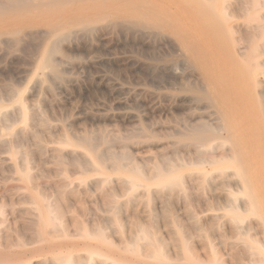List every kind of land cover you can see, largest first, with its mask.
I'll use <instances>...</instances> for the list:
<instances>
[{
  "label": "rangeland",
  "instance_id": "374dc122",
  "mask_svg": "<svg viewBox=\"0 0 264 264\" xmlns=\"http://www.w3.org/2000/svg\"><path fill=\"white\" fill-rule=\"evenodd\" d=\"M0 1L1 7L21 0ZM103 1L95 0L94 8L63 9L59 24H47L56 20L52 15L0 22V127L7 130L5 135L0 130V264H56L59 259L68 264H264V66L256 88L242 68L246 14L253 11V24L264 22V0H237L233 6L241 17L226 25H234L241 49L211 33L210 15L200 20L177 0L130 1L172 22L179 35L147 27L112 0ZM168 1L177 6L174 11ZM249 2L252 9L244 11ZM220 8L218 2L216 12ZM50 39H57L58 50L49 67L40 69L37 62ZM260 51L256 57L264 63ZM258 97L261 106L255 103ZM170 178L179 185H157ZM129 180L138 185L126 189ZM232 204L238 209L230 210ZM40 215H53L57 228L38 230ZM140 230L155 244L150 254L135 240Z\"/></svg>",
  "mask_w": 264,
  "mask_h": 264
},
{
  "label": "bare ground",
  "instance_id": "6f19581e",
  "mask_svg": "<svg viewBox=\"0 0 264 264\" xmlns=\"http://www.w3.org/2000/svg\"><path fill=\"white\" fill-rule=\"evenodd\" d=\"M101 1H103V0H101ZM166 1V0H165ZM172 1H174V0H172ZM171 1V2H172ZM176 1V0H175ZM177 1H179V2H182L183 4H185V5H187L189 8H190V11H191V13L189 12V15L191 14H194V15H197V17H199V19L200 18H207V20H208V16L210 15L213 19H210V21H209V23L208 24H211V26L213 27V29H214V31H212L211 33H213V35L215 36H217V38L219 37V40H220V42H221V39L224 37V42H226L228 45H230L231 47H232V49H235V48H237L239 45H238V38H236L235 39V37H233V33H234V30H233V27H234V25L232 26L231 25V27L230 26H227L226 24H229L230 22H233L237 17L239 18V16L241 15H237V12H236V8H234L233 6H236V2H237V0H177ZM239 1V0H238ZM246 1H249V0H246ZM246 1H244V2H246ZM255 1V0H254ZM104 3H105V1H103ZM103 2H100V3H103ZM112 2H113V4L114 5H116V4H118L120 7V10H123L124 11V13H127V15H129V16H131L132 18H134V19H138V20H140V21H142L143 23H145L146 25H147V27H154V28H157V29H161V30H163V31H168V32H172V33H175V35L177 34V35H179V31H178V29L174 26V24L172 23V22H170V21H168V20H165V19H163V18H161L160 16H158L157 14H155V12L154 11H152L151 9H141V8H139L138 7V4H136V2H133V1H130V0H112ZM218 2H220V9H219V12H216V10H215V7H216V4L218 3ZM241 2V1H240ZM239 2V3H240ZM0 3H1V1H0ZM167 3H169V1L167 2ZM250 3V2H249ZM164 4H166V3H164ZM170 4V3H169ZM238 4V3H237ZM75 5H79V7L78 6H75ZM170 5H172V9H173V7L174 6H176V5H174L173 3L172 4H170ZM169 5V6H170ZM184 5V7H186ZM254 5V4H253ZM96 6V3H95V0H43V1H40V2H36L35 4H32V3H30V2H26V1H10L8 4H6V5H3V6H1L0 7V22H3V21H5V20H10V19H15V18H31V17H33V16H38V17H40V18H43V17H46V16H50V15H52V17H55L56 18V20H54V21H48L47 22V24L48 25H54L55 23H58L59 24V21H60V16L58 15V14H60L61 12L60 11H62L63 9H66V10H74V9H76L77 7L78 8H81V9H87V8H94ZM102 5H98V9L99 10H97V13H96V17L97 18H99L100 16H101V9H102V7H101ZM166 6V5H165ZM183 6V5H182ZM259 6V5H258ZM261 6V5H260ZM177 7V6H176ZM188 7H187V9H188ZM245 10L244 11H246V9H247V12H249V9L251 10L252 9V6H251V3H250V5H245ZM254 7V6H253ZM171 8V7H170ZM170 8H168V9H170ZM183 8V7H182ZM242 8H243V6H242ZM241 8V9H242ZM185 10V12L186 11H188V10ZM255 9V8H254ZM175 9H173V11H174ZM183 10V11H184ZM232 10V11H231ZM180 11V10H179ZM255 11V10H254ZM252 13H253V11H251ZM250 12V14L249 15H247L246 13H243V14H246V16H247V19H246V23L249 25L248 27V29L246 30V31H248L247 33H246V35H245V37H244V39H242V41L244 40V42H242V43H244V44H242V46H243V48H245V50L244 49H242V50H244L245 51V56L242 58V60H244L246 57V59L244 60V64H243V66H242V68H243V70H245L246 71V73H247V75H248V77H249V80H250V83L252 84V86L254 87V88H256V87H258V84H260V82L262 83V82H264V81H260L259 82V80L260 79H258V76L259 75H261V73H263L262 71H261V73H260V68L262 67V66H264V63H261L262 62V59H260L261 60V62H259L258 61V59H257V57H256V54L257 53H261V51L260 50H262L263 51V53H264V24H261V23H264V22H261V23H252L253 22V14ZM174 13V12H173ZM177 14H178V11H177ZM176 14V15H177ZM179 14H181V13H179ZM223 15L222 16V18H223V20H221L220 18H219V16L220 15ZM182 15V14H181ZM180 15V16H181ZM217 16V18H214V17H216ZM258 15V14H257ZM256 15V16H257ZM179 16V15H178ZM193 16V15H192ZM244 16V15H243ZM260 16H262V15H258L257 17L258 18H256V19H259V17ZM264 16V15H263ZM184 17H187V18H189L188 16H184ZM241 17V16H240ZM245 17V16H244ZM81 18V17H80ZM79 18V22H77V23H82V20ZM178 18V17H177ZM186 18V19H187ZM261 18V17H260ZM263 18V17H262ZM183 19H185V18H183ZM191 19V18H190ZM192 19H194V17L192 18ZM198 19V18H197ZM240 19V18H239ZM175 20V19H174ZM181 20H182V17H181ZM189 20V19H188ZM195 20V19H194ZM201 20V19H200ZM260 20H264V18L263 19H260ZM20 21V20H19ZM186 21V20H185ZM196 21V20H195ZM204 21V20H203ZM256 21V20H255ZM183 22H184V20H183ZM191 22V21H190ZM205 22V21H204ZM204 22H203V24H204ZM132 23V22H131ZM192 23H194V22H192ZM191 23V24H192ZM117 24V23H116ZM141 24V23H140ZM196 24V23H195ZM200 24H201V22H200ZM233 24V23H232ZM235 24H237V23H235ZM241 24H242V22H241ZM240 24V25H241ZM244 24V23H243ZM241 25V26H246V28H247V24H245V25ZM179 25V24H178ZM188 25V24H187ZM239 25V24H238ZM238 25H237V27H238ZM6 26V25H5ZM101 26V25H100ZM197 26V25H196ZM202 26V25H201ZM188 27V26H187ZM197 27H199V24H198V26ZM206 27V26H205ZM40 28V27H39ZM90 28V27H89ZM181 28V27H180ZM235 28V27H234ZM94 29V28H93ZM187 29V28H186ZM189 29V28H188ZM187 29V30H188ZM191 29V28H190ZM198 29H200V28H198ZM202 29H204V30H208V29H205V28H203V26H202ZM202 29H201V31H202ZM44 30V29H43ZM203 30V31H204ZM49 31V30H48ZM51 31V30H50ZM85 31V30H84ZM131 31V30H130ZM147 32H148V30H146ZM208 31H210V30H208ZM208 31H204V32H208ZM236 31H239V29L237 30L236 29ZM235 31V32H236ZM245 31V32H246ZM197 32H198V30H197ZM199 32H200V30H199ZM203 32V34H205V36L207 35L206 33H204ZM217 34H216V33ZM240 32V31H239ZM241 32H242V30H241ZM240 32V33H241ZM27 33V32H26ZM46 33V32H45ZM131 33V32H130ZM58 34H60V36H62L63 35V32H59ZM139 34H140V32H139ZM147 34V33H146ZM199 34V33H198ZM200 34H202L201 32H200ZM202 34V35H203ZM153 35H154V33H153ZM209 35V34H208ZM211 35V34H210ZM59 36V37H60ZM81 36V35H80ZM130 36V35H129ZM200 36V35H199ZM204 36V35H203ZM203 36L201 37V38H203ZM241 36H242V33H241ZM157 37V36H156ZM166 37V36H165ZM165 37H164V39H165ZM169 37V36H168ZM208 37V36H207ZM209 37H211L212 38V36H209ZM220 37H222L221 39H220ZM238 37H239V34H238ZM37 38V37H36ZM42 38V37H41ZM200 38V37H199ZM216 38V40H218ZM241 38V37H240ZM239 38V39H240ZM64 39V38H63ZM161 39V38H160ZM204 39V38H203ZM207 39V38H206ZM205 39V40H206ZM215 39V38H214ZM214 39H212V40H214ZM19 40H22V39H19ZM57 40V39H56ZM55 39H50L48 42H47V44L45 45V47H44V50H43V52H42V56H41V58H40V60L37 62V64H38V66H39V68L40 69H47L48 67H49V65H50V63H52L51 62V58H52V54L55 52V51H57L58 50V47H57V41H56ZM157 40V39H156ZM202 40V39H201ZM204 40V41H205ZM208 40H210V39H208ZM215 40V41H216ZM218 40V41H219ZM2 41V40H1ZM211 41V40H210ZM209 41V42H210ZM214 41V42H215ZM223 41V40H222ZM240 41H241V39H240ZM10 42V41H9ZM24 42V41H23ZM30 41H28V43H29ZM162 42V41H161ZM208 41H206V43H207ZM213 42V41H212ZM13 43V42H12ZM200 43V42H199ZM202 43V42H201ZM205 43V42H204ZM205 43V44H206ZM4 44H6L5 42H4ZM171 44V43H170ZM225 44V43H224ZM3 45V44H2ZM12 44H10V46H11ZM171 45H173V44H171ZM187 45V47H188V49L190 50V51H193L194 49H193V46H191V44L190 45H188V44H186ZM210 45H212L211 43H210ZM220 44H218V46H219ZM223 44H221V46H222ZM228 45H227V47H228ZM9 46V45H8ZM23 46V45H22ZM30 46H31V43H30ZM204 46V45H203ZM207 46V45H206ZM205 46V47H206ZM229 46V47H230ZM259 46H263V47H261L262 49H260V47ZM113 47V46H112ZM148 48H149V46H147ZM162 47V46H161ZM200 47V46H199ZM220 47V46H219ZM241 46H239L238 48L239 49H241L240 48ZM61 48V47H60ZM117 48V47H116ZM157 48V47H156ZM172 48V47H171ZM212 48H214V50L216 49L215 47H212ZM4 49H5V47H4ZM18 49H19V47H18ZM27 49V48H26ZM98 49V48H97ZM125 49V48H124ZM154 49V48H153ZM152 49V50H153ZM175 49V48H174ZM224 49L226 50V48L224 47ZM228 49V48H227ZM229 49H231V48H229ZM239 49H237V50H239ZM246 49H247V51H246ZM7 50H9V48H7ZM24 50H25V47H24ZM216 50H218V49H216ZM220 50H223V49H220ZM225 50H223V51H225ZM236 50V51H237ZM19 51V50H18ZM28 51V50H27ZM127 51V50H126ZM206 51H207V49H206ZM211 51H213V50H211ZM235 50H234V53L236 52ZM2 52V51H1ZM3 52H4V50H3ZM5 52H7V51H5ZM14 52V51H13ZM100 52V51H99ZM153 52V51H152ZM229 52V51H228ZM16 53V52H15ZM24 53V52H23ZM23 53H22V55H23ZM33 53V52H32ZM61 53V52H60ZM104 53H105V50H104ZM214 53V52H213ZM219 53V52H218ZM230 53H231V51H230ZM229 53V54H230ZM238 53V52H237ZM239 53H240V50H239ZM27 54V53H26ZM63 54V53H62ZM222 54V53H221ZM3 55V54H2ZM17 55H20V54H17ZM157 55V54H156ZM212 55H215V54H212ZM223 55V54H222ZM244 55V54H243ZM242 55V56H243ZM24 56V55H23ZM221 56V55H220ZM230 56H231V54H230ZM235 56V55H234ZM239 56H241V53H240V55ZM20 57H22V56H20ZM27 57V56H26ZM155 57V56H154ZM209 57H210V55H209ZM153 58V57H152ZM159 58H161V57H159ZM164 58V57H163ZM216 58V57H215ZM219 58V57H218ZM227 58V57H226ZM233 58V57H232ZM25 59V58H24ZM56 59V58H55ZM211 59V58H210ZM213 59V58H212ZM217 59V58H216ZM230 59H231V57H230ZM17 60V59H16ZM22 60V59H21ZM20 60V61H21ZM190 60H191V58H190ZM215 60V59H214ZM221 60V59H220ZM233 60H234V58H233ZM31 61H33V60H31ZM131 61V60H130ZM232 61V60H231ZM235 61V60H234ZM234 61H232L233 63H234ZM238 61V60H237ZM264 61V60H263ZM219 62V60L217 61V63ZM54 63V62H53ZM214 63H215V61H214ZM228 63V62H227ZM230 63V62H229ZM25 64V63H24ZM27 64V63H26ZM130 64V63H129ZM232 64V63H231ZM104 65V64H103ZM141 65V64H140ZM229 65V64H228ZM234 66H235V64H233ZM28 66H29V64H28ZM102 66V65H101ZM106 66V65H105ZM166 65H164L163 67H165ZM161 67V66H160ZM233 67V66H232ZM235 67H237V65L235 66ZM125 68V67H124ZM150 68V67H149ZM148 68V69H149ZM222 68H223V65H222ZM226 68H227V66H226ZM58 69V68H57ZM127 69V68H126ZM125 69V70H126ZM143 69V68H142ZM146 69H147V67H146ZM167 69V68H166ZM25 70V69H24ZM150 70V69H149ZM149 70H148V72H149ZM151 70H153V69H151ZM233 70V69H232ZM235 70V69H234ZM162 70H160V72H161ZM164 71H165V69H164ZM209 71V70H208ZM222 71V70H221ZM20 72H21V70H20ZM128 72V71H127ZM153 72V71H152ZM151 72V73H152ZM223 72V71H222ZM227 72H228V68H227ZM237 72H238V70H237ZM163 73V72H162ZM231 73V72H230ZM233 73H235V75H236V72H234L233 71ZM6 74V73H5ZM18 74H19V72H18ZM121 74V73H120ZM171 74H172V72H171ZM215 74V73H214ZM232 74V73H231ZM238 74H239V72H238ZM156 75V74H155ZM154 75V76H155ZM158 75V74H157ZM174 75V74H173ZM168 76H169V74H168ZM227 76V75H226ZM158 77H159V75H158ZM230 77V76H229ZM237 77H239L238 75L236 76V78ZM262 77V76H261ZM263 77H264V74H263ZM160 78H161V76H160ZM159 78V79H160ZM183 78V77H182ZM228 78V77H227ZM241 78V77H240ZM239 78V79H240ZM155 79V78H154ZM153 79V80H154ZM203 79V78H202ZM157 80V79H156ZM238 80V79H237ZM109 81V80H108ZM239 81H241V80H239ZM238 81V82H239ZM14 82V81H13ZM160 82V81H159ZM164 82V81H163ZM154 83V82H153ZM165 83V82H164ZM237 83V82H236ZM240 83V82H239ZM157 86L158 85V82H157V84H154V86ZM196 85V84H195ZM170 86V85H169ZM203 86H205V85H203ZM236 86V85H235ZM239 86H241L240 84H239ZM195 87V86H194ZM200 87V86H199ZM245 87H247V85L245 84ZM261 87H263V86H261ZM113 88V87H112ZM198 88V87H197ZM204 88V87H203ZM260 88V87H259ZM241 89V88H240ZM248 89V88H247ZM262 89H264V88H262ZM119 90V89H118ZM202 90V89H201ZM243 90V89H242ZM249 90V89H248ZM257 91V90H256ZM259 91V90H258ZM261 91V90H260ZM3 92V91H2ZM248 92V91H247ZM264 92V91H263ZM245 93V92H244ZM262 93V92H261ZM260 92L258 93V95L260 96V94H261ZM262 96H263V94H261ZM249 96V95H248ZM261 96V97H262ZM243 97V96H242ZM245 97H246V95H245ZM261 97H258V99L257 98H254V100H255V103L257 104V105H259V106H261L262 105V103H263V99H261ZM247 98L248 97H246V100H247ZM264 98V97H263ZM207 99V98H206ZM209 101V100H208ZM95 103V102H94ZM180 103V102H179ZM241 103V102H240ZM246 103V102H245ZM249 103H251V101L249 102ZM232 104H233V102H232ZM223 105V104H222ZM251 105H253V104H251ZM202 107V106H201ZM253 107V106H252ZM136 108V107H135ZM248 109V108H247ZM249 111H251V110H249ZM263 112V111H262ZM247 113V112H246ZM22 114H23V117H24V120L26 121V119H27V117H25L26 116V112H25V110H22ZM40 114V113H39ZM38 114V116H40ZM250 114V113H249ZM215 115H217V114H215ZM252 115H253V113H252ZM33 116V115H32ZM263 116H264V113H263ZM0 117H2V116H0ZM10 117H11V114H10ZM14 117H15V115H14ZM41 117V116H40ZM217 117V116H216ZM230 117V116H229ZM246 117V116H245ZM37 118H39V117H37ZM231 118V117H230ZM253 118V117H252ZM235 119V118H234ZM1 120V119H0ZM2 120H5V119H2ZM6 120H7V118H6ZM8 120H10V119H8ZM8 120H7V122H8ZM218 120H219V118H218ZM246 120V119H245ZM258 120V119H257ZM200 121H202V120H200ZM259 121V120H258ZM2 122V121H1ZM6 121H3V123H7ZM13 122H10V124H12ZM37 123V122H36ZM197 123V122H196ZM200 124H201V122H199ZM204 123H206V122H203V124ZM2 124V123H1ZM5 124H4V126H5ZM207 124V123H206ZM257 124H259V122L257 123ZM13 125V124H12ZM38 125V124H37ZM186 125H187V122H186ZM190 125V124H189ZM194 125V124H193ZM196 125V124H195ZM7 126H9L8 124H6V127ZM36 126V125H35ZM217 126V125H216ZM222 126V125H221ZM257 126V125H256ZM10 127V126H9ZM37 127V126H36ZM215 127V126H214ZM218 127H219V125H218ZM258 127V126H257ZM1 129L0 130H2L3 131V129H6V128H3L2 129V127H0ZM11 128V127H10ZM192 128V127H191ZM211 128H213V127H210V130H211ZM216 128V127H215ZM9 129V128H8ZM37 129V128H36ZM139 129V128H138ZM206 129V128H205ZM221 129V128H220ZM259 129V128H258ZM207 130H208V128H207ZM210 130H208V131H210ZM215 130V129H214ZM217 130V129H216ZM223 130V129H222ZM1 131V132H2ZM5 131H7V130H5ZM5 131H3L4 133H1L2 135L4 134L5 135ZM201 131V130H200ZM211 132H213L212 130H211ZM217 132H219L218 130H217ZM225 132V131H224ZM253 132V131H252ZM15 134H18V133H15ZM35 134H36V130H35ZM132 135H133V133H131ZM136 134V133H135ZM134 134V135H135ZM261 134V133H260ZM9 135V134H8ZM11 135V134H10ZM10 135H9V137H10ZM138 135V134H137ZM136 135V136H137ZM143 136V135H142ZM257 136V135H256ZM260 137V136H259ZM261 137H263V136H261ZM8 138V137H7ZM12 138V137H11ZM18 138H20V137H16V139H18ZM258 138V137H257ZM10 139V138H9ZM15 139V140H16ZM82 139V138H81ZM261 139V138H260ZM264 139V138H263ZM2 140H4V139H2ZM12 140V139H11ZM25 140V139H24ZM79 140V139H78ZM13 141H14V138H13ZM12 141V142H13ZM81 141V140H80ZM260 141V140H259ZM17 142V141H16ZM16 142H14V143H16ZM64 142V141H63ZM255 142H257L256 140H255ZM263 142V141H262ZM17 143H19V141L17 142ZM59 143V142H58ZM214 143V142H213ZM213 143H211V148L213 149ZM215 143H217L218 144V142H215ZM221 143V142H220ZM219 143V144H220ZM91 144H93V143H91ZM114 144H116V143H114ZM202 145H204L203 143H201ZM217 144H215L216 146H217ZM254 144V143H253ZM262 144V143H261ZM10 145V144H9ZM16 144H14V146H15ZM201 145V146H202ZM249 145V144H248ZM256 145H258V144H256ZM27 146V145H26ZM213 146V147H212ZM215 146V147H216ZM222 146V145H221ZM227 146V145H226ZM226 146H224V147H226ZM252 146V145H251ZM255 146V145H254ZM261 146V145H260ZM262 146H263V144H262ZM22 147V146H21ZM96 147V146H95ZM124 147V146H123ZM8 148H11V147H8ZM12 148H14V147H12ZM106 148V147H105ZM205 148V147H204ZM207 148V147H206ZM221 148V147H220ZM254 148V147H253ZM262 148H264V147H262ZM251 149V148H250ZM259 149V148H258ZM3 150H4V148H3ZM7 150H9V149H7ZM12 150V149H11ZM197 150V149H196ZM206 151H207V149H205ZM230 150V149H229ZM255 150H256V148H255ZM22 151V150H21ZM18 152L19 154L21 153V156H22V153H23V151L22 152ZM92 151V150H91ZM205 151V152H206ZM247 151V150H246ZM12 153H13V151H11ZM201 152V151H200ZM252 152V151H251ZM255 152V151H254ZM264 152V151H263ZM15 153V152H14ZM13 153V154H14ZM174 153V152H173ZM199 153V152H198ZM207 153V152H206ZM206 153H204L205 155L204 156H207L208 155V153L206 154ZM210 153H212V152H210ZM249 153V152H248ZM12 154V155H13ZM19 154H18V156H19ZM126 154V153H125ZM175 154V153H174ZM200 154H203V152H201ZM228 154H230V152H228ZM251 154H253V153H251ZM250 154V155H251ZM261 154V153H260ZM223 155V154H222ZM255 155V154H254ZM63 156V155H62ZM98 156V155H97ZM103 156V155H102ZM209 156H212V155H209ZM208 156V157H209ZM215 156V155H214ZM214 156H213V159H214ZM228 156V155H227ZM252 156V155H251ZM256 156V155H255ZM254 156V158H256ZM20 157V156H19ZM23 157V156H22ZM230 157H232L231 155H230ZM253 157V156H252ZM251 157V158H252ZM9 158V157H8ZM59 158H60V156H59ZM62 158V161L65 159V158H63V157H61ZM60 158V159H61ZM75 158V157H74ZM148 158V157H147ZM199 158H200V156H199ZM224 158H225V154H224ZM260 158H262V156H260ZM201 159V158H200ZM199 159V160H200ZM206 159V158H205ZM228 159H229V157H228ZM10 160V159H9ZM59 160V159H58ZM65 160H67V159H65ZM64 160V161H65ZM69 160V159H68ZM80 160V159H79ZM78 160V161H79ZM116 160V159H115ZM222 160V159H221ZM230 160V159H229ZM60 161V160H59ZM62 161H61V164H62ZM76 161V160H75ZM208 161V160H207ZM261 161H262V159H261ZM65 162H67V161H65ZM65 162H63L64 164H66L67 165V163H65ZM69 162V161H68ZM80 162V161H79ZM168 162V161H167ZM211 161H209V163H210ZM216 162V161H215ZM254 162H255V160H254ZM259 162H260V160H259ZM264 162V161H263ZM262 162V163H263ZM209 163H207V164H209ZM258 163V162H257ZM79 164V163H78ZM127 164V163H126ZM137 164V163H136ZM160 164V163H159ZM163 164V163H162ZM195 164V163H194ZM197 164V163H196ZM241 164V163H240ZM74 164L72 163V167H74L73 166ZM81 164H79V166H80ZM123 165V164H122ZM161 165V164H160ZM173 166L175 165V164H172ZM188 165V164H187ZM257 165V164H256ZM259 165V164H258ZM257 165V166H258ZM68 166H69V163H68ZM68 166H67V169H69L68 168ZM126 166V165H125ZM170 166V165H169ZM254 166H255V164H254ZM263 166H264V163H263ZM82 167V166H81ZM114 167V166H113ZM128 167V166H127ZM163 167H168V166H164L163 165ZM256 167V166H255ZM21 168H22V166H21ZM24 168V167H23ZM75 168V167H74ZM161 168H162V165H161ZM258 168H259V166H258ZM20 169V168H19ZM114 169H115V167H114ZM126 169V168H125ZM72 170V169H71ZM87 170V169H86ZM106 170V169H105ZM129 170H132V168L131 169H129ZM150 170H152V169H150ZM162 170H163V168H162ZM167 170V169H166ZM259 170H261V169H259ZM258 170V171H259ZM21 171V170H20ZM107 171V170H106ZM143 171V170H142ZM170 171V170H169ZM206 171H207V169H206ZM218 171V173L219 174H223L224 173V171L225 170H223V169H218L217 170ZM227 171V170H226ZM69 172V171H68ZM152 172H155V171H153L152 170ZM230 172V171H229ZM232 172V171H231ZM230 172V173H231ZM262 172H264V171H262ZM73 173H75V172H73ZM227 173V172H226ZM260 173V172H259ZM63 174V173H62ZM149 174V173H148ZM152 174L153 173H151V176H152ZM194 174V173H193ZM31 175V174H30ZM146 175V174H145ZM144 175V176H145ZM150 175V174H149ZM156 175H160L159 173L158 174H156ZM201 175V174H200ZM229 175V174H228ZM232 175H233V173H232ZM255 175V174H254ZM148 176V175H147ZM151 176H148L149 178H151ZM154 176V175H153ZM152 176V177H153ZM225 176V175H224ZM156 177V176H155ZM182 177V176H181ZM180 177V178H181ZM211 177V176H210ZM226 178H227V175L225 176ZM260 177V176H259ZM120 178H121V176H120ZM145 178V177H144ZM207 178V175L206 174H204V177H203V179H206ZM102 179V178H101ZM123 179V178H122ZM121 179V180H122ZM152 179V178H151ZM151 179H149V180H151ZM182 179V178H181ZM227 179H229V177L227 178ZM67 180H69V179H67ZM94 180V179H93ZM124 180V179H123ZM143 180V179H142ZM145 180H148V178H145ZM148 180V181H149ZM238 180V179H237ZM261 180V179H260ZM66 181V180H65ZM101 181V180H100ZM185 181V180H184ZM43 182V181H42ZM123 182V181H122ZM125 182V181H124ZM147 182V181H146ZM180 182H182V181H180ZM261 182H262V180H261ZM129 183H130V185H129V188H126V189H129V190H131V189H133V188H135L137 185H138V183L137 182H135V181H133V180H129ZM157 185H159V186H161V188H165V189H173V188H175L177 185H179V180H173V179H167V180H164L163 182H158L157 183ZM204 185V184H203ZM143 186V185H142ZM189 186V185H188ZM18 187V186H17ZM74 187V186H73ZM27 188H28V186H27ZM30 188V187H29ZM145 188V187H144ZM190 188V187H189ZM146 189V188H145ZM185 189V188H184ZM190 190H191V188H190ZM231 190H233V189H231ZM136 191V190H135ZM150 191H152V189L150 190ZM238 192H241L240 190H237ZM89 193V192H88ZM133 194V193H132ZM18 195V194H17ZM29 197V196H28ZM196 197V196H195ZM233 198V197H232ZM232 198H229V199H232ZM29 200V199H28ZM113 200V199H112ZM30 201V200H29ZM114 201V200H113ZM45 202V201H44ZM163 203V202H162ZM161 203V204H162ZM203 203V202H202ZM45 204V203H44ZM115 204V202H113V205ZM169 204V203H168ZM165 205V204H164ZM174 205V204H173ZM239 205H240V203H239ZM2 207H3V205H1ZM41 206V205H40ZM115 206V205H114ZM162 206V205H161ZM11 207H13V205H11ZM1 209H3V208H1ZM13 209V208H12ZM162 209V208H161ZM230 210H236V209H238V206L237 205H235V204H232L231 206H230V208H229ZM240 209V208H239ZM251 209V208H250ZM109 210H110V208H109ZM117 210V209H116ZM243 210H244V208H243ZM1 211V210H0ZM241 211V210H240ZM248 211V210H247ZM184 212V211H183ZM244 212V211H243ZM3 213V212H2ZM249 213H252V212H249ZM253 214V213H252ZM129 215V214H128ZM53 216V215H52ZM52 216H47V217H45V216H43V215H40L39 216V219L36 221V223L38 224V230H41V231H43L44 229H46V228H48V227H51V228H55L56 227V224H55V221H54V219H53V217ZM110 217V216H109ZM263 217V216H262ZM55 219H56V217H55ZM218 219V218H217ZM33 220V219H32ZM59 220V219H58ZM108 220V219H107ZM101 221V220H100ZM233 221L234 222H236V223H238V222H240L241 221V218L240 217H235V218H233ZM35 222V221H34ZM242 222V221H241ZM264 223V222H263ZM119 224V223H118ZM235 224V223H234ZM108 226V225H107ZM36 227V226H35ZM20 228V227H19ZM57 228V227H56ZM33 229V228H32ZM34 229H36V228H34ZM63 230V229H62ZM55 231H56V229H55ZM87 231V230H86ZM119 231V230H118ZM138 231H139V229H138ZM141 231V230H140ZM89 232V231H88ZM133 232V231H132ZM145 232L146 231H144V230H142L141 231V233L139 234L138 233V235H137V237H136V241H142V245H146V247H147V249H148V251L149 252H147V253H151V250H152V246H153V241H152V239L150 238V236L149 235H147V234H145ZM239 232V231H238ZM37 233V232H36ZM58 233V232H57ZM50 234H52V233H50ZM49 234V235H50ZM64 234H66L65 232H64ZM47 235H48V233H47ZM48 235V236H49ZM59 235V234H58ZM101 235V234H100ZM105 235V234H104ZM51 236V235H50ZM53 236V235H52ZM66 236V235H65ZM95 236V235H94ZM96 236H98V235H96ZM120 237H121V235H120ZM130 237L133 239V236H131L130 235ZM52 238V237H51ZM130 238V239H131ZM123 239H124V237H123ZM126 239H128L129 240V238L127 237ZM157 240V238L155 239V241ZM250 240V239H249ZM105 241V240H104ZM124 241V240H123ZM130 241V240H129ZM251 241V240H250ZM85 242V241H84ZM111 242V241H110ZM125 242V241H124ZM253 242V241H252ZM77 243V242H76ZM131 243V242H130ZM156 243H157V241H156ZM1 244V243H0ZM9 244V243H8ZM19 244V243H18ZM27 244V243H26ZM80 244V243H79ZM85 244V243H84ZM90 244V243H89ZM125 244H127V242L125 243ZM132 244V243H131ZM130 244V245H131ZM55 245V244H54ZM77 245V244H76ZM81 245H83V242H82V244ZM155 245V244H154ZM264 244H262V246H263ZM8 246V245H7ZM10 246V245H9ZM12 246V245H11ZM68 246V245H67ZM72 246V245H71ZM125 246V245H124ZM96 247V246H95ZM128 247H129V245H128ZM132 248H133V246H131ZM140 247V246H139ZM153 247H155V246H153ZM67 248V247H66ZM70 248V247H69ZM68 248V249H69ZM102 248V247H101ZM104 248V247H103ZM253 248V247H252ZM260 248H261V244H260ZM263 248V247H262ZM8 249V248H7ZM10 249V248H9ZM124 249H125V247H124ZM141 249V248H140ZM139 249V250H140ZM146 249V250H147ZM156 249V248H155ZM154 249V250H155ZM3 250V249H2ZM160 250V249H159ZM263 250V249H262ZM261 250V251H262ZM59 251V250H58ZM61 251V250H60ZM86 251V250H85ZM106 251V250H105ZM109 251V250H108ZM112 251V250H111ZM123 251V250H122ZM156 251V250H155ZM160 251H162V250H160ZM3 252H6V251H4L3 250ZM69 252V251H68ZM142 252V251H141ZM253 252V251H252ZM35 253V252H34ZM72 253V252H71ZM108 253V252H107ZM144 253H146V252H144ZM146 253V254H147ZM97 254V253H96ZM142 254V253H141ZM155 254V253H154ZM161 254V253H160ZM52 255V254H51ZM98 255V254H97ZM111 255V254H110ZM43 256V255H42ZM45 256V255H44ZM92 256V255H91ZM91 256H90V258H91ZM123 256V255H122ZM143 256V255H142ZM149 256V255H148ZM148 256H146V257H148ZM158 256V255H157ZM161 256H162V254H161ZM165 256V255H164ZM259 256V255H258ZM39 257V256H38ZM37 257V258H38ZM85 257H86V255H85ZM118 257V256H117ZM120 257V256H119ZM125 257V256H124ZM260 257V256H259ZM52 258V257H51ZM94 258H95V256H94ZM164 258V257H163ZM162 258V259H163ZM50 259V258H49ZM48 259V260H49ZM98 259H100V258H98ZM131 259V258H130ZM129 259V260H130ZM165 259H167V258H165ZM258 259V258H257ZM96 260V259H95ZM120 260H122V259H120ZM159 260V259H158ZM168 260V259H167ZM255 260H256V258H255ZM132 261H134V260H132ZM135 261H137V260H135ZM140 261V260H139ZM139 261H138V263H139ZM14 262V261H13ZM144 262V261H143ZM258 262V261H257ZM8 263V262H7ZM12 263V262H11ZM73 263V262H72ZM56 264H68V263H66V261L65 260H63V259H59L58 261H57V263ZM141 264H143V263H141ZM146 264V263H145ZM148 264V263H147ZM175 264V263H174Z\"/></svg>",
  "mask_w": 264,
  "mask_h": 264
}]
</instances>
